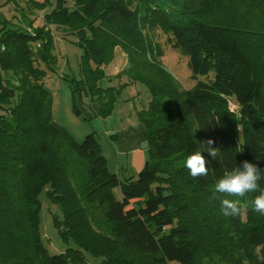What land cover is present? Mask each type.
<instances>
[{
    "label": "trees",
    "instance_id": "trees-1",
    "mask_svg": "<svg viewBox=\"0 0 264 264\" xmlns=\"http://www.w3.org/2000/svg\"><path fill=\"white\" fill-rule=\"evenodd\" d=\"M38 8L47 9L42 25L25 14L26 26L0 29V264L85 263V252L102 264H264V215L253 211L264 172L245 197L214 190L244 160L264 169V0H42ZM54 30L76 35L73 94L95 115H110L126 85L148 86L138 112L146 161L136 174L111 172L94 132L78 141L53 119L41 63L55 71ZM158 30L188 56L193 88L164 65ZM117 47L127 65L116 76L127 80L104 87ZM74 112L81 116L76 103ZM208 139L216 159L203 150ZM196 151L211 163L194 179L184 161ZM43 192L60 209V237L75 243L63 253L42 242ZM226 198L245 208L243 218L222 214Z\"/></svg>",
    "mask_w": 264,
    "mask_h": 264
},
{
    "label": "rangeland",
    "instance_id": "rangeland-1",
    "mask_svg": "<svg viewBox=\"0 0 264 264\" xmlns=\"http://www.w3.org/2000/svg\"><path fill=\"white\" fill-rule=\"evenodd\" d=\"M40 2L42 0H0V29L5 24L17 25L22 23L26 26L25 14L34 19L36 25H42L44 23V12L49 8H38V3ZM54 34L55 46L53 54L57 56L55 71H52L45 63H41L42 68L46 70L45 87L52 94L53 119L65 127L78 141H82L87 134L94 132L99 139L111 172L117 171L122 177L136 174L137 172H134V168H132L131 154H119L121 152L119 149L121 144L118 135L127 131V121L133 123L131 122L133 118L134 120L138 118L139 123H142L138 112L148 106L151 97L148 86L143 82L126 85L122 89L121 95L110 115L106 117L95 115L85 95L73 94L72 79L80 78L82 52L76 43V35L56 30H54ZM153 36L163 48L164 55L162 60L166 68L177 78L183 88H193L197 79L192 77L188 56L184 55L168 41L167 34L158 30ZM35 45L34 43L31 44L32 47H35ZM126 65L127 54L122 48L117 47L114 59L105 67L108 77L102 80L101 85L104 87L118 86L121 82L126 81V76H116ZM206 78L204 75L198 76V79L204 80ZM74 103L81 110V116L75 114ZM229 106L233 109L237 108L234 98L229 99ZM120 159L121 164L119 165ZM118 166H120L119 170ZM116 193L121 197L119 189L116 190ZM40 199L42 202L40 231L42 242L49 253L59 254L65 252L68 247H74V241L66 242L60 237L58 229L53 223V215H61L58 206L51 203L44 192L40 195ZM85 255L87 258L85 263L69 262V264H102V257L94 256L89 252H85ZM171 264L177 263L172 262Z\"/></svg>",
    "mask_w": 264,
    "mask_h": 264
},
{
    "label": "clouds",
    "instance_id": "clouds-1",
    "mask_svg": "<svg viewBox=\"0 0 264 264\" xmlns=\"http://www.w3.org/2000/svg\"><path fill=\"white\" fill-rule=\"evenodd\" d=\"M202 146L208 157L212 159H216L220 153V149L215 146L213 139L202 142ZM210 163L211 160L206 159L201 151H196L186 158L184 166L195 179L206 177L209 174ZM262 172H264V169L258 163L244 160L234 169L225 171L215 183L214 190L217 193L227 194L228 196L245 197L249 193L259 191V181L261 180ZM221 211L226 217L243 218L246 210L240 205L238 200L226 198L221 201ZM253 211L264 215V192H261L253 200Z\"/></svg>",
    "mask_w": 264,
    "mask_h": 264
},
{
    "label": "crops",
    "instance_id": "crops-1",
    "mask_svg": "<svg viewBox=\"0 0 264 264\" xmlns=\"http://www.w3.org/2000/svg\"><path fill=\"white\" fill-rule=\"evenodd\" d=\"M133 123H129L127 121L126 123V132L120 133L121 135H118L119 141H120V153H128L132 156V168H134V172L140 171L146 161V145L145 144V133L146 128L143 123H139V120H133L131 121ZM136 125V126H135ZM125 130V129H124ZM121 164V159L119 161V165ZM122 166V165H121ZM128 168V167H127ZM120 169V166H118V170ZM124 169V167H123ZM132 171V172H133ZM117 172V171H114Z\"/></svg>",
    "mask_w": 264,
    "mask_h": 264
}]
</instances>
